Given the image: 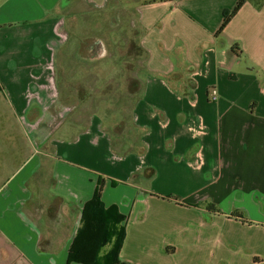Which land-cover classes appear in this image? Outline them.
<instances>
[{"label": "crops", "instance_id": "obj_1", "mask_svg": "<svg viewBox=\"0 0 264 264\" xmlns=\"http://www.w3.org/2000/svg\"><path fill=\"white\" fill-rule=\"evenodd\" d=\"M239 1L0 0V264H68L100 187L125 218L122 261L264 264V0L221 30ZM97 10L118 11L121 48L133 18L146 55L120 138L110 116L79 128L60 100L123 80L107 55L102 75L72 56L57 68L64 34Z\"/></svg>", "mask_w": 264, "mask_h": 264}, {"label": "rangeland", "instance_id": "obj_2", "mask_svg": "<svg viewBox=\"0 0 264 264\" xmlns=\"http://www.w3.org/2000/svg\"><path fill=\"white\" fill-rule=\"evenodd\" d=\"M117 12L118 11L105 13L98 10L94 11L90 18H83L79 24H77L76 28L78 30L75 32H70L68 30L69 33L64 34L68 37L65 39L66 41L64 40L66 43L64 44V48L61 49L60 56L58 57L59 63L57 62V68L60 67L61 71H59L62 72L63 67L64 71L65 69H71L81 63H86L82 65L84 68L89 66V64H93V69L101 74L100 71L105 69V66L100 64L96 65L95 58L97 56L107 55L109 57L124 59L125 73L123 80L121 82L111 81L101 84L103 85V90H106L103 91V93H107L108 96H89L88 94L90 91L82 90L77 91L78 95L76 97L65 96L66 93H63L64 95L60 97L63 104H72V109L74 111L71 110L70 116L73 121L81 124L79 128L83 129L85 123H87L93 115H99L101 117L110 116V121H112V124L114 123V134L116 136H121L131 131V129H129L131 124V109L136 100L134 94L139 92L141 85L136 79V74L143 71V63L146 55L139 45L138 28H132L129 23L133 18H126L125 21H123L126 28L124 34V47L121 48L118 46L120 43H118V45L116 44L117 33L113 30L118 28L121 22V17H117ZM91 43H94V46L90 49ZM70 56L74 58L72 62H76L77 64L70 67L62 65L66 58ZM66 62H68V60ZM85 85H87V88L89 87L88 81H86ZM85 92H87L86 96L84 95ZM94 92L95 91H93V94ZM65 118H63V113H56V123L65 120ZM79 130L80 129H78V132ZM130 135H128V138L131 137L130 139H135L133 133ZM117 144L116 147L119 148V142H117Z\"/></svg>", "mask_w": 264, "mask_h": 264}, {"label": "trees", "instance_id": "obj_3", "mask_svg": "<svg viewBox=\"0 0 264 264\" xmlns=\"http://www.w3.org/2000/svg\"><path fill=\"white\" fill-rule=\"evenodd\" d=\"M248 0H240L231 13L226 15L222 29ZM102 187L87 204L83 213V225L69 250L68 264H96L101 247L115 238L112 252L107 255V264H132L120 259V251L125 238V218L120 216L115 207L105 208L101 199ZM233 216V215H232ZM233 217H240L235 215Z\"/></svg>", "mask_w": 264, "mask_h": 264}, {"label": "built area", "instance_id": "obj_4", "mask_svg": "<svg viewBox=\"0 0 264 264\" xmlns=\"http://www.w3.org/2000/svg\"><path fill=\"white\" fill-rule=\"evenodd\" d=\"M210 91H211V98L213 100H217V98H218V91L215 88H211Z\"/></svg>", "mask_w": 264, "mask_h": 264}]
</instances>
